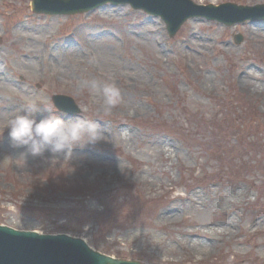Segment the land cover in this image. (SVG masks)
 <instances>
[{"label":"rangeland","instance_id":"obj_1","mask_svg":"<svg viewBox=\"0 0 264 264\" xmlns=\"http://www.w3.org/2000/svg\"><path fill=\"white\" fill-rule=\"evenodd\" d=\"M31 7L0 0V127L29 103L37 119L45 107L67 115L51 101L62 93L107 138L53 161L23 156L5 130L0 224L81 237L139 264H264V20L195 18L170 38L128 5L75 16ZM93 81L120 89L107 115Z\"/></svg>","mask_w":264,"mask_h":264},{"label":"water","instance_id":"obj_2","mask_svg":"<svg viewBox=\"0 0 264 264\" xmlns=\"http://www.w3.org/2000/svg\"><path fill=\"white\" fill-rule=\"evenodd\" d=\"M110 2L130 3L135 9H143L161 15L174 36L187 18L203 16L231 26L247 19H264V5L254 7L227 3L197 6L189 0H32L35 13L49 15H73L86 13ZM237 43L243 41L236 35ZM55 106L70 115L81 112L74 99L66 95L53 96ZM0 264H138L120 261L92 250L83 240L67 235H40L36 232L18 231L0 226Z\"/></svg>","mask_w":264,"mask_h":264},{"label":"clouds","instance_id":"obj_3","mask_svg":"<svg viewBox=\"0 0 264 264\" xmlns=\"http://www.w3.org/2000/svg\"><path fill=\"white\" fill-rule=\"evenodd\" d=\"M91 88L102 95L100 111L105 115L121 103L120 89L114 83H105L98 87L93 81ZM39 111L34 104L29 103L0 127V136L5 130H9L13 148L26 147L27 151L23 156H42L45 151H50L53 161L58 160L59 154H64L67 159L71 157L75 147L95 144L107 138L101 125L95 120L81 115L55 114L50 107L44 108L48 115L37 119L35 114Z\"/></svg>","mask_w":264,"mask_h":264},{"label":"bare ground","instance_id":"obj_4","mask_svg":"<svg viewBox=\"0 0 264 264\" xmlns=\"http://www.w3.org/2000/svg\"><path fill=\"white\" fill-rule=\"evenodd\" d=\"M245 81L248 82L247 79H246ZM245 85H246V84H245ZM247 88H248L249 90H251L252 92H254V93L257 92V91H255V89H254L253 87H251V86H248ZM248 89H247V90H248ZM249 90H248V91H249ZM80 115H81V114H80ZM229 224H233V220H232L231 217L229 218L228 222L223 223L222 226H225V227L227 228V227H229ZM261 224L264 225V220L261 221L260 223H257V224L255 225V228L258 229L259 226H260ZM221 231L224 232L223 229H221Z\"/></svg>","mask_w":264,"mask_h":264}]
</instances>
